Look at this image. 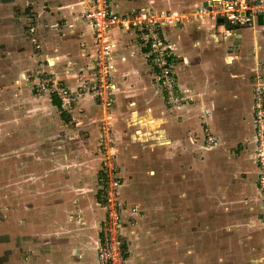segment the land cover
Wrapping results in <instances>:
<instances>
[{
	"label": "crops",
	"instance_id": "0c3cea01",
	"mask_svg": "<svg viewBox=\"0 0 264 264\" xmlns=\"http://www.w3.org/2000/svg\"><path fill=\"white\" fill-rule=\"evenodd\" d=\"M204 1L111 0L114 12L181 17L160 26L175 51L176 88L184 98L177 106L156 85L147 48L133 29L112 27L105 35L114 97L105 112L112 119L111 149L120 169L118 196L126 202L121 207L126 264H263L252 99L253 75L259 72L264 84V14L223 36V20L191 16ZM31 2L40 34L32 42L41 49L34 57L47 59L72 88L98 49L93 29L82 20L81 0ZM58 103L45 104L51 115L42 123L50 140H40L35 126L22 120L17 139L1 141L7 180L1 201L13 206L5 213L11 237L2 251L12 258L6 264L98 262L103 107L79 95L57 119ZM204 111L209 116L202 124ZM59 120L68 123L58 130ZM206 131L217 145L205 147ZM202 191L212 192V217L201 214ZM155 210L165 226L161 233L155 231ZM134 238L143 240L135 245ZM211 239H218L212 249Z\"/></svg>",
	"mask_w": 264,
	"mask_h": 264
},
{
	"label": "built area",
	"instance_id": "2783aa9c",
	"mask_svg": "<svg viewBox=\"0 0 264 264\" xmlns=\"http://www.w3.org/2000/svg\"><path fill=\"white\" fill-rule=\"evenodd\" d=\"M259 14H264V0H207L198 5L191 16L194 18L207 17L214 21L221 18L224 22L221 34L229 36L233 28L250 25L254 16ZM81 17L93 29L94 38L103 43L96 63L92 67L96 82L94 81L88 91L105 109H109L114 102L111 92V66L107 55L108 46L105 44V35L112 27L135 31L136 38L147 48L156 85L164 92L171 105L177 106L182 103L184 98L176 88L174 76V47L162 36L160 28L164 23H179L181 17L177 13L154 14L144 11L119 13L112 10L111 0H81ZM257 67L259 68V65ZM253 80L252 122L255 136V159L259 172L257 184L263 196L262 219L264 222V84L261 82L259 72L253 75ZM81 87L85 88V85ZM57 95L62 103L70 104L75 94L60 87ZM207 116H209V111H204L201 115L202 124ZM101 130L99 153L103 160L100 172L102 184L100 195L104 215L99 222L100 240L97 247V264H126L121 217V207L126 202L118 196L120 169L111 149L110 121L102 122ZM204 142L208 147L218 143L207 131Z\"/></svg>",
	"mask_w": 264,
	"mask_h": 264
},
{
	"label": "rangeland",
	"instance_id": "374dc122",
	"mask_svg": "<svg viewBox=\"0 0 264 264\" xmlns=\"http://www.w3.org/2000/svg\"><path fill=\"white\" fill-rule=\"evenodd\" d=\"M34 8L35 7H33L31 0H0V189L1 185H4L2 186V190L6 189L7 180L6 177H2L3 170L6 169V162L2 163L1 161V141L16 140L19 132V129L16 128L18 126L17 122L21 124L20 121L22 120L27 121L25 126L28 128L35 126L32 130L40 134V140H50L49 134L47 135L49 131L47 124L42 123V120H46L47 117L51 115V112L48 111L47 106L45 105L46 102H50V100H52L51 97H53L55 101L59 102L60 107H56L54 109V114L56 116L55 118L60 119V112L62 108H70L79 95H87L93 98L88 91L95 81L92 67L96 63L101 50V45L103 44L100 40H96L94 38V42L98 49L96 51L93 65H90L85 70L76 74V77H74L73 80L74 86L71 88V86L67 85V81L62 80L51 71L48 66L47 59H41L39 57L36 58V56L34 57V55L41 50L37 44H34L35 42H32L33 39H40V34L36 35L35 23L37 14L36 11L33 10ZM82 85H85V88H82ZM60 87L66 88L71 94H75L70 104L62 103L59 99L57 90ZM96 101L98 102V100ZM26 107H28V109L24 110ZM37 111L41 112L38 116L36 115ZM101 116L102 118L105 117L103 120L110 121L112 129V119L111 117H106L107 113L105 112L104 107L102 108ZM66 123L68 122L59 120L57 127L58 130L60 125L63 126ZM100 123H102V121ZM99 126L100 141L102 133L101 124ZM23 130L24 129H21V132ZM204 145L208 148L206 143ZM99 165L101 170L100 161ZM203 184L204 182L202 185ZM2 195L4 199V196L6 195L4 190L3 194L0 193V264H6L7 259L12 258L11 256H8L6 252L3 253L4 250L2 251V248L8 245V239L11 237V235L6 232L7 215L5 213L8 212L7 207H10L11 211L13 206L12 204L7 205L6 203L4 205L1 201ZM161 196L162 195H159L154 198L155 200H159ZM4 200L6 201V198ZM154 202L157 204L156 201ZM201 202L200 211L202 216L209 215L212 217V192L205 193L202 191ZM155 212L158 222L154 226L155 231L161 233L162 228L165 227L160 224L161 211L155 210ZM203 227H205V225ZM206 227L212 229V224H210V226L207 225ZM142 240L143 239L134 238V241H136L135 245H138L137 241ZM217 240L218 239L212 242L211 239V242H209V246L207 247L212 249V243H217ZM239 243L240 242H236L234 244V248L232 247L234 252L236 251L235 245H238ZM262 256L264 257V250L262 252ZM262 262L264 264V259H262Z\"/></svg>",
	"mask_w": 264,
	"mask_h": 264
},
{
	"label": "trees",
	"instance_id": "16d2710c",
	"mask_svg": "<svg viewBox=\"0 0 264 264\" xmlns=\"http://www.w3.org/2000/svg\"><path fill=\"white\" fill-rule=\"evenodd\" d=\"M52 98V101H53V97H51ZM53 103H55V102H53ZM58 103V102H57ZM59 104V103H58Z\"/></svg>",
	"mask_w": 264,
	"mask_h": 264
},
{
	"label": "water",
	"instance_id": "95a60500",
	"mask_svg": "<svg viewBox=\"0 0 264 264\" xmlns=\"http://www.w3.org/2000/svg\"><path fill=\"white\" fill-rule=\"evenodd\" d=\"M221 20H222L221 18L218 19V21H221Z\"/></svg>",
	"mask_w": 264,
	"mask_h": 264
}]
</instances>
